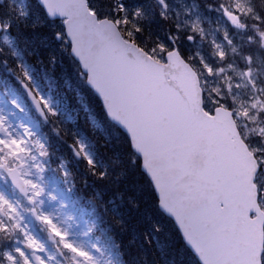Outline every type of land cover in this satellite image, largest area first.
<instances>
[{"label": "trees", "instance_id": "16d2710c", "mask_svg": "<svg viewBox=\"0 0 264 264\" xmlns=\"http://www.w3.org/2000/svg\"><path fill=\"white\" fill-rule=\"evenodd\" d=\"M102 15L117 18L113 9L123 3L131 25L130 31L139 46L154 56H160L157 44L166 45L164 26L154 18L153 0H101ZM140 16L133 17L134 10ZM26 11L27 16L20 12ZM0 18L11 22L8 31L18 52L12 53L7 68L15 71L18 64L27 67L32 84L48 91L63 115L72 117L66 128L54 124L56 135L49 134L45 150L50 156L56 150L51 167L59 160L66 165L71 194L79 210L94 223L115 264H199L186 247L173 224L158 207L152 185L141 170L139 157L132 151L124 133L111 123L98 97L87 87L78 64L68 51L59 48L56 33L60 20H50L35 0H3ZM163 28V29H162ZM164 39V40H163ZM0 74H5L0 62ZM227 105H232L227 102ZM205 108H211L205 102ZM50 123L45 124L46 131ZM58 122V121H56ZM264 125L258 122L257 126ZM53 127V125L51 126ZM256 140L264 147V133ZM81 141L103 179L92 174L84 159L72 153V140ZM67 141V142H66ZM254 139H248L252 145ZM62 143V145H61ZM65 144V145H63ZM264 154V153H261ZM260 154V155H261ZM60 156V157H58ZM57 172V170H56ZM264 172H259V181ZM0 239V246L5 245Z\"/></svg>", "mask_w": 264, "mask_h": 264}, {"label": "water", "instance_id": "95a60500", "mask_svg": "<svg viewBox=\"0 0 264 264\" xmlns=\"http://www.w3.org/2000/svg\"><path fill=\"white\" fill-rule=\"evenodd\" d=\"M73 5L74 31L79 33L82 48L116 46L128 60L138 62L139 71L117 79L110 98L112 117L99 93L90 87L108 118L126 133L140 160L147 155V167L141 164V169L156 196V186L163 193L160 210L174 221L204 264L201 254L210 238L235 228L245 212L253 219L252 213L256 216L257 210L263 211L253 183L257 173L253 157L240 139L231 111L218 107L209 118L202 107L198 77L187 62L167 56L165 63L156 61L106 24L89 23L80 11L83 0H73ZM121 84L128 89L123 98ZM212 200L224 212L210 213ZM263 226L261 219L262 231Z\"/></svg>", "mask_w": 264, "mask_h": 264}, {"label": "snow or ice", "instance_id": "6c2138e0", "mask_svg": "<svg viewBox=\"0 0 264 264\" xmlns=\"http://www.w3.org/2000/svg\"><path fill=\"white\" fill-rule=\"evenodd\" d=\"M39 3L44 14L48 18L54 19L57 16L61 17L64 25L63 34L70 40V50L78 59L82 67V75L86 79L88 85L99 93L103 99L107 114L112 117L113 110L110 98L113 95L117 79L121 74L139 71L140 68L138 62L128 60L125 52L119 50L116 46L96 50L82 48L79 33L74 31L73 0H39ZM161 3L163 4V0H161ZM235 9L243 12L239 3L235 5ZM80 11L88 18L89 23L106 24L118 35H126L131 38L132 33L130 31H122V28L127 29L130 26L134 31H140L139 27L130 24L123 3H118L117 8L113 9V11L117 13V18L112 20H109L107 16L102 15L101 10L94 6L92 0H83V5ZM140 14L139 9L134 10L132 13L133 17L140 16ZM20 15L27 16V12H20ZM161 15H163V13H161ZM224 15L231 23L238 24L239 17L236 15L235 10L231 12L224 10ZM255 20L257 22H264V16L260 13H256ZM11 26V22L0 24V28L5 31L9 30ZM192 29L194 32L200 31L199 26L195 23L193 24ZM56 38H61V32L56 33ZM225 38L227 39V37ZM188 39L191 40L192 37L189 36ZM131 42L135 43L134 40H131ZM214 47L216 49L215 55L218 61L223 62L226 58L225 51L218 45H215ZM156 49H158L162 55H166L169 58L175 57L182 63V53H180L179 50L172 48L166 50L165 46L162 44H157ZM233 51H235V49H233ZM244 59L247 61L249 71L242 72L239 75L241 76V79H247L250 84L254 83V64L260 59V57L248 53ZM200 63L203 71L209 76L224 71L223 69H214L203 60H201ZM17 66L22 67L19 64ZM22 76V80L19 77H17V80L28 98L32 101L36 111L39 112L41 116H44L45 112H47L48 115L54 116L55 111L49 107L50 101L47 98L41 97L40 93L36 91L34 86H32L31 77L27 67H23ZM225 79H229V77L225 75ZM237 87H239V85H237ZM127 92V87L121 84L120 97L123 98L126 96ZM213 103L219 104L220 101L214 100ZM205 114L209 118L212 117V113ZM242 115L249 119L264 118V102H262L259 97L251 99L249 107L244 110ZM127 131L131 133L132 128L129 127ZM0 133L3 134L0 136V179L6 177L15 188L26 195L30 192L31 194L27 195V199L31 203L40 196L42 189L39 188L37 184L24 179V176L27 175V173L21 171L24 165V158L27 156V144L29 142L23 138H13L9 136L5 130L3 117H0ZM24 135L30 136L31 133L25 129ZM31 143L34 145L35 151L40 157L46 156L47 153L43 144H40L38 141H31ZM73 151L77 156L84 159L89 169L92 170L94 176H97L99 179L104 178L105 173L103 171L99 173L95 171L94 162L89 154L85 152L84 145L80 141L76 142ZM261 153H264V148H257L254 153H248L250 157H253V162L258 172H264V155H260ZM28 158L34 161L33 166L36 168L37 172L43 171V165L37 160L36 155H32ZM135 162L141 163L144 167H147V155L145 154L142 160ZM156 190L159 193L157 199L160 201L163 199V193L159 186H156ZM261 193H264V188H260V186L257 185V195L259 196ZM252 206L255 207V205ZM209 212L216 214L224 212V209L218 207L217 200H212L209 203ZM14 215L15 208L13 205L3 197H0V217H5L7 221L11 222L7 223L5 220H0V236H7L13 230L23 232V229L20 228L17 220L14 219ZM261 219H264V211L257 210L256 216L253 219H250L245 212L235 228L221 232L210 238L205 243L203 253L201 254V259L204 264H264V231L260 228ZM37 220L47 227L50 237L58 239L60 248L72 254L73 264H95V261L89 253L74 246L72 242L68 241L66 238L67 233L60 231L48 216L39 215L37 216ZM25 248L36 251L39 249V245L31 237L25 236L24 248L12 247L11 249L0 251V264H31ZM35 260L38 264H44V261L38 256L35 257Z\"/></svg>", "mask_w": 264, "mask_h": 264}, {"label": "rangeland", "instance_id": "374dc122", "mask_svg": "<svg viewBox=\"0 0 264 264\" xmlns=\"http://www.w3.org/2000/svg\"><path fill=\"white\" fill-rule=\"evenodd\" d=\"M181 1L182 0H163V4L160 1L154 12L155 17L157 19L169 21L171 26H165L166 35H175V38L182 36L179 41V46L189 50V53H191V57L195 62L196 69L205 79L209 91L207 94L208 101H211L212 105L225 104L226 106L227 102H233L236 118L239 125L243 127L246 138L254 139L252 143L253 150L264 148L256 142V140L258 141V139L261 138L260 133H264V131H262L264 130V125L257 126V120H259V118L249 119L242 115L244 110L249 107L251 99L259 97V99L264 102V94H261L262 89H264V58L256 51V47H263L264 42H259L258 45L250 44L248 46L246 44H241V42L235 40L231 35H228L231 32V28L228 29V34L225 33L226 29L224 27H217L216 31V28H214L216 23L212 21L215 17H218V24H223L226 27L227 25L222 17L219 16L221 13L208 8L207 0H193L192 2L185 1L186 3L180 5ZM237 1H241L238 3L241 5L243 12L235 9ZM92 2L96 7L102 5L101 0H92ZM232 2H234L233 6L231 5ZM254 3L262 5V10L264 11V0H258V2H256V0H214L212 2L213 5H225L227 9L229 7L228 10L230 12L235 10V13L239 16H245V18L249 17L248 14L255 12L256 9L252 6ZM167 9L170 11L168 12V15L165 14V10ZM161 13L165 15L164 19ZM194 23L197 24L200 29L199 32H196V37L194 36V31L192 29ZM247 28L250 29V32H258V26L252 22H250V26L248 21L245 22V25L242 24L235 26L236 30L244 31L245 33H248L246 30ZM219 34H221V36H219ZM258 35L263 37V33H259ZM189 36H194V40H189ZM198 37L201 39L206 38L208 46H204V43L202 42L199 43L201 39L196 40ZM225 37H227V39ZM10 43L9 36L3 33L0 39V45L3 50L4 48L9 47ZM215 45L222 47L226 53V58L223 62L218 61L215 55ZM59 47L66 49L67 46L65 45V42H63ZM246 48L249 53L260 57V59L254 64V83L251 84L247 79H241V76L239 75L242 72L249 71L247 61L244 59L245 55L243 54V51ZM233 49H235V51H233ZM235 55L239 58V62L237 63L233 62V59H236ZM201 60L211 65L214 69H223L224 71L209 76L203 71L200 63ZM242 60L243 62H241ZM225 75H227L229 79H225ZM259 80H261L263 84H258ZM237 85H239V87H237ZM214 100L222 101L219 104H214ZM28 116V110L15 91L11 89L0 91V117H3L6 133L13 138H23L29 142L27 144V156L24 158V165L21 169L22 172L27 173V175L24 176V179L37 184L39 188L42 189L40 196L31 203L28 201L27 197L24 198V201L17 203L10 197L3 187V183H6V177L0 179V197H3L13 205L15 208L14 219L17 220L20 228L23 229V232H21L23 234V240L18 241L14 247L24 248V238L25 236H29L39 245V249L36 251L25 249L31 264H38L35 260L36 256L40 257L44 261V264H58V260H55L52 252L46 247L45 242L40 239L36 231H34L35 226L32 223L34 218L31 213V210L34 209L37 216H48L60 231L66 232L67 240L72 242L74 246L88 252L95 261V264H106L101 256L100 249L97 246V240H95L90 234L88 224L84 221L81 215L75 211L65 192L59 188L54 180L46 179L43 171L37 172L36 168L33 166L34 161L28 158L32 155H36L37 160L39 161L37 152L34 151L33 144L31 143L34 134V127ZM25 129L31 133L30 136L24 135ZM2 135L3 134L0 133V136ZM55 169H61L58 174V181L59 183L60 181H64V189H66L68 186L67 176H65L66 170H64L59 164ZM262 188H264V176ZM30 194L31 193L29 192L28 195ZM0 218L6 219L5 217ZM38 224L46 228V236L48 238H55L50 237L47 227L44 224L40 221ZM55 240L58 241L57 238H55ZM69 259L71 263H73L72 255L69 256Z\"/></svg>", "mask_w": 264, "mask_h": 264}, {"label": "flooded vegetation", "instance_id": "af4514ba", "mask_svg": "<svg viewBox=\"0 0 264 264\" xmlns=\"http://www.w3.org/2000/svg\"><path fill=\"white\" fill-rule=\"evenodd\" d=\"M231 5L233 6V3H231ZM214 8H215V11H218L219 13H221V15L219 14V16H221L222 17V19H223V21L226 23V25H227V28H226V32H228V29L229 28H231V32L229 33L233 38H246V39H248L249 41H250V38H249V36H252V33L249 31V33H244V31H238V30H236L235 29V26L236 25H242V24H244L245 25V23H244V18H243V16L242 15H238L237 13H236V15L238 16V17H240L239 18V22H238V24H233V23H231L226 17H225V15H224V10H228L229 9V7H228V9H227V7L225 6V5H223V6H219V5H214ZM219 8V9H218ZM229 11V10H228ZM194 36L196 37V32H194ZM219 36H220V34H219ZM194 39V38H193Z\"/></svg>", "mask_w": 264, "mask_h": 264}, {"label": "clouds", "instance_id": "9594fccd", "mask_svg": "<svg viewBox=\"0 0 264 264\" xmlns=\"http://www.w3.org/2000/svg\"><path fill=\"white\" fill-rule=\"evenodd\" d=\"M22 71H23V67H18L15 71H14V75H16V78L17 77H19L21 80L23 79V76H22ZM44 115H46V117H47V119L49 120V121H55L56 120V116L54 115H48V113L47 112H45V114ZM54 131H55V129H54ZM67 142V141H66ZM76 142L77 141H75L74 139L70 142V143H74V144H76ZM77 151H78V149H77ZM98 178V177H97Z\"/></svg>", "mask_w": 264, "mask_h": 264}]
</instances>
